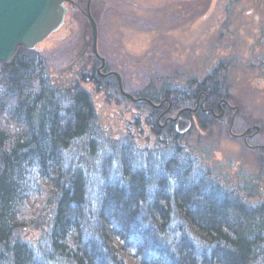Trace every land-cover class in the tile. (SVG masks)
Here are the masks:
<instances>
[{
	"label": "trees",
	"instance_id": "obj_1",
	"mask_svg": "<svg viewBox=\"0 0 264 264\" xmlns=\"http://www.w3.org/2000/svg\"><path fill=\"white\" fill-rule=\"evenodd\" d=\"M170 92L160 99L178 106L197 91ZM95 119L89 94L54 89L34 51L0 63V264H264V205L219 187L174 145V125V144L148 151L104 139ZM34 202L51 217L31 245L16 232L38 219Z\"/></svg>",
	"mask_w": 264,
	"mask_h": 264
},
{
	"label": "rangeland",
	"instance_id": "obj_2",
	"mask_svg": "<svg viewBox=\"0 0 264 264\" xmlns=\"http://www.w3.org/2000/svg\"><path fill=\"white\" fill-rule=\"evenodd\" d=\"M86 4L70 0L62 26L33 50L51 86L86 91L106 140L154 151L174 144L166 136L174 125V145L219 187L248 206L264 205V0H90L100 71ZM110 73L121 89L114 76L88 82ZM162 89L185 98L197 91L196 99L174 106L160 99ZM28 207L29 220L38 219L16 236L36 245L51 209Z\"/></svg>",
	"mask_w": 264,
	"mask_h": 264
},
{
	"label": "water",
	"instance_id": "obj_3",
	"mask_svg": "<svg viewBox=\"0 0 264 264\" xmlns=\"http://www.w3.org/2000/svg\"><path fill=\"white\" fill-rule=\"evenodd\" d=\"M89 2L87 0L85 17L91 30L92 52L100 62V71L104 62L96 51L97 30L89 12ZM69 3L70 0H0V63H7L17 48L33 51L56 32L63 24L67 13L66 4ZM109 76L117 79L121 89L118 75H105ZM123 96L130 98L126 94Z\"/></svg>",
	"mask_w": 264,
	"mask_h": 264
},
{
	"label": "flooded vegetation",
	"instance_id": "obj_4",
	"mask_svg": "<svg viewBox=\"0 0 264 264\" xmlns=\"http://www.w3.org/2000/svg\"><path fill=\"white\" fill-rule=\"evenodd\" d=\"M102 76V75H101ZM103 77H105V76H103ZM105 78H108V77H105ZM197 101H198V99H197ZM198 103V102H197ZM246 137V140H249V139H251L253 136H251V135H245L244 136V138Z\"/></svg>",
	"mask_w": 264,
	"mask_h": 264
}]
</instances>
